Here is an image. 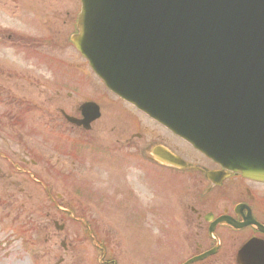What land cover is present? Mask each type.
<instances>
[{
    "label": "water",
    "instance_id": "water-1",
    "mask_svg": "<svg viewBox=\"0 0 264 264\" xmlns=\"http://www.w3.org/2000/svg\"><path fill=\"white\" fill-rule=\"evenodd\" d=\"M82 3L74 42L113 91L153 116L177 110L197 147L264 178V0Z\"/></svg>",
    "mask_w": 264,
    "mask_h": 264
},
{
    "label": "flooded vegetation",
    "instance_id": "flooded-vegetation-1",
    "mask_svg": "<svg viewBox=\"0 0 264 264\" xmlns=\"http://www.w3.org/2000/svg\"><path fill=\"white\" fill-rule=\"evenodd\" d=\"M65 14L64 19H61L60 13L51 17L45 8L39 17L36 16L39 26L33 27L29 17L21 13L17 18L22 19V25L30 27L33 35L17 28L8 35V39L13 40L15 49L24 45L32 47L39 45L38 43L65 49L69 46L66 35L75 29L77 6L73 13L66 10ZM52 29L56 30V42L47 40ZM1 40L0 31V46L3 45ZM2 60L4 61L3 58ZM84 66L86 64L82 59L68 61L62 66L54 96H49L50 90H47V103H56L58 100L57 108L62 119L61 122L50 123L59 125L62 130L61 172L66 176H75L76 186L80 188L77 198L70 196L71 190H66L63 200L65 211L66 205L74 204L81 214L76 220L88 225L82 218L81 210L102 209L107 212L93 219L95 227L102 223L107 224L105 222L138 225L140 233L137 237H148L149 215L167 216L171 220L168 224H158L160 237H207L196 241L195 254L211 249L217 243L214 237H218L219 249L224 241L241 240L240 245L233 246L237 250L251 237L264 240V182L246 179L237 174L223 176L219 172L222 169L219 165L110 92L104 93L103 106L99 97L86 98ZM9 76L0 74L6 81L10 80ZM49 81L51 78L47 77V87L51 86ZM96 82L92 79L94 92L99 86ZM25 93L26 91L23 93L24 97ZM110 95L115 99H111ZM89 101L100 103L101 118L90 122L88 127L78 126L66 118V115L77 119L84 118L81 107ZM34 103L41 104L38 101ZM22 125L25 123L20 126ZM159 144L188 162L207 167L214 174L207 178L199 170L180 171L159 163L158 155L154 157L151 153L152 148ZM8 149L18 155L10 145ZM23 154L28 155L26 151ZM22 160L29 163L26 158ZM32 164L36 163L32 161ZM160 173L176 175L179 183L182 180L180 190V186L166 190L173 198L172 210L166 214L162 212L165 190L157 180ZM180 174H183L182 178ZM11 175L8 174L9 177ZM101 233L97 227L91 237L97 241L99 237H106L101 236Z\"/></svg>",
    "mask_w": 264,
    "mask_h": 264
},
{
    "label": "rangeland",
    "instance_id": "rangeland-1",
    "mask_svg": "<svg viewBox=\"0 0 264 264\" xmlns=\"http://www.w3.org/2000/svg\"><path fill=\"white\" fill-rule=\"evenodd\" d=\"M33 6L37 17H39L43 9L46 8L47 13H49L51 17H54L56 13H60L61 19H64L66 10L70 11L75 9V2L74 0H39L38 3ZM21 11L22 8L20 5H17L15 0H0V27L6 31L1 40L3 45L0 47V74L11 73L12 71L15 72V75L18 74L8 81L0 77V92L4 95L3 99L0 96V149L7 154L8 151L3 149V145L10 144L15 148L14 143L20 138H25L26 141L34 139L41 146L40 153L47 159V154L50 155V152H47V142L42 140L43 138L45 139L47 129L40 130L39 132L42 134H34L33 131L29 129H17L12 123L16 117L14 114H17L19 108L22 110L23 107L18 103H12L5 97L8 96V91H14L15 88L19 89L15 87L16 85L28 84L29 87L25 89L28 95L46 105H42V110L45 112H38V114L35 113V111L28 110L29 119L26 120L47 122L49 120L47 118L48 115H52L53 117L56 116V105L52 104L47 110V77L50 76V73L47 72V65L42 64L41 60L38 61V58L35 60L29 54L23 53L22 50H16L14 45H12L13 40L7 38V34L16 31L17 28L29 32L30 36L33 35L30 27L22 25V23H24L22 19L17 18L21 14ZM36 21L39 22L37 19ZM46 26L47 30H49V26L47 24ZM55 35L56 30L54 31L52 29L47 40L56 42L57 39ZM41 39H43V35ZM55 49L56 48L48 47L44 51L51 52ZM61 51L63 54L68 51L67 56H63L62 54L59 56L64 60H69L67 58H77L74 52L71 53L72 50L69 46L65 49L61 48ZM2 58L7 62V65L1 64L3 61ZM57 59L59 60L58 57ZM53 65L56 67V73L59 79L62 73V67L54 63ZM8 66H12V70ZM30 85H34L35 87H30ZM52 94L53 93H51V95ZM26 102L28 103L29 100H26ZM56 103L58 105V100ZM53 131L54 130H52V132ZM55 139L60 140V136L55 135ZM50 148L52 150L51 155H53V161H55L56 158H62V153L55 151L56 146H54V143ZM9 157L12 158V156ZM33 157L37 158L35 155H33ZM38 160L39 164L36 167L31 166L30 169L32 172L36 173L35 175L37 178L47 181L48 185L51 184V186H53L51 192L53 198H56L58 194L64 192L65 182L63 189H57L59 182L62 184V178L56 176L54 173L58 172L55 171H51L49 174H47L46 171L43 173L42 169L45 168L44 166L47 160ZM53 161L52 163H54ZM8 167L9 166H6L5 159H0V168L3 170L2 173H8V171H10ZM55 170H58V168ZM2 173H0V175ZM10 178L17 181L19 185L11 186L8 190L4 188L0 178V196H3L2 199L5 201V204L0 205V264H58L60 258L66 256H68V258L72 256L74 260L72 262L67 260L65 264H97L91 241H84L82 237H76V226L73 224H70L66 230V234L69 237L67 243L71 245V249H69L67 255L64 254L60 247L58 248L57 245H54V241L47 245V237H50L47 235V224L51 219L60 222V211L50 204L51 202L48 201L45 190L42 187L40 189L29 176L18 173ZM157 180L161 183L163 189L167 191L176 189L180 186L179 178L174 174L160 173L157 176ZM19 188H24L23 192H20ZM11 193L14 195L11 200H17L19 204H23L19 206V204L14 205L7 203V195ZM47 215H49V217H47ZM164 218L155 214L149 216V246L146 249L141 245L145 243V237H125L123 229L121 231L118 226L109 224V227L115 233L111 239L112 246L108 253L115 257L114 259L117 260L118 264H163L162 258L158 253V248L162 249L161 252H163L165 251V247H172L175 243L165 245L166 242H162V245L158 248H154L150 245V240L151 243L154 244L157 238L162 239V237L156 236L158 235V224L163 223ZM100 226L104 229V225ZM50 230L52 235L59 234L60 237L64 236V233H58L52 224ZM150 230L153 231V234L149 233ZM125 233H128V229ZM163 238L164 240L167 239V237ZM239 241L240 240H238L237 243L230 241L220 254L209 259V261L204 264H235V251L232 252L230 249L237 245ZM186 243L187 237H179V242L175 245V247L178 248V261L184 260L185 257L189 255V251L182 248L183 244L187 247ZM139 246L153 255L148 254L145 258H139V253L135 252V250L139 249ZM143 260H145V262Z\"/></svg>",
    "mask_w": 264,
    "mask_h": 264
}]
</instances>
